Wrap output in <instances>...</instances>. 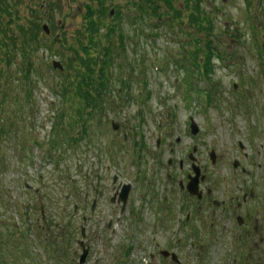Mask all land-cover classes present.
Instances as JSON below:
<instances>
[{
    "label": "rangeland",
    "instance_id": "rangeland-1",
    "mask_svg": "<svg viewBox=\"0 0 264 264\" xmlns=\"http://www.w3.org/2000/svg\"><path fill=\"white\" fill-rule=\"evenodd\" d=\"M86 1L36 0L42 12L50 10L39 13L42 29L53 28V39L66 32L71 42L84 25ZM130 2L107 3L97 37L115 28L114 50L121 49L119 33L125 35V49L109 69L105 110L87 123L86 135L76 124L79 107L57 93L65 73L58 45L40 54L29 99L15 67L0 63V127L5 128L0 137V256L5 264H79V242L90 245L85 264H167L161 250H173L184 264H219L217 257L224 262L249 252L227 237L208 243V232L201 233L205 246L201 243L192 254L188 245L173 249L176 232L162 227L160 206L167 174L175 181L183 178L179 161L194 146H202V160L214 177L231 173L235 160L241 167L248 161L264 164L256 158L264 154V0H204L213 25L203 33L186 20L144 19L131 26L124 16L116 17L119 6ZM208 44L209 60L200 52ZM203 65L209 67L207 76ZM191 118L199 126L198 137L191 134ZM112 121L120 124L119 131ZM170 159L175 166L170 167ZM114 174L136 187L134 214L122 220L111 202ZM130 248L127 257L122 250Z\"/></svg>",
    "mask_w": 264,
    "mask_h": 264
},
{
    "label": "trees",
    "instance_id": "trees-1",
    "mask_svg": "<svg viewBox=\"0 0 264 264\" xmlns=\"http://www.w3.org/2000/svg\"><path fill=\"white\" fill-rule=\"evenodd\" d=\"M35 1L29 3L28 0H0V63L15 67L16 74L22 77L25 85L23 95L29 99L35 90L34 75L41 63L40 54L44 49L52 52L58 45L62 50L65 73L64 85L56 87L57 93L67 102L70 101L79 107L75 111L78 115L76 124L81 123L82 132L86 135L87 123L105 110L106 98L111 90L112 75L109 69L116 56L124 53L125 35L118 34L121 49L117 51L114 50L113 38L117 29H110L105 37H97L101 31L100 25L104 23L107 15L108 0H88L84 25L71 37L72 41L67 38L66 32L53 39V28L50 29L51 36H47L42 29L43 20L39 13L44 9L37 8ZM130 1L126 7L119 6L116 17L121 19L124 16L131 26L143 22L144 19H166L171 24H182L186 20L190 27L200 33L212 31L213 23L210 13L204 9V0ZM128 7L133 8L132 13L124 15L123 9ZM49 11L42 13L48 15ZM104 39L110 42L107 47L102 45ZM206 50L205 53L203 46H200V52L205 53L208 59L211 44L206 46ZM2 90L0 89V92ZM1 100L0 98V108L3 105ZM2 135L5 136V128L0 127V137ZM83 138L81 135L80 139Z\"/></svg>",
    "mask_w": 264,
    "mask_h": 264
},
{
    "label": "flooded vegetation",
    "instance_id": "flooded-vegetation-1",
    "mask_svg": "<svg viewBox=\"0 0 264 264\" xmlns=\"http://www.w3.org/2000/svg\"><path fill=\"white\" fill-rule=\"evenodd\" d=\"M243 147L240 144V149ZM201 148L192 147L186 152L184 160L179 161V172L184 173L183 178L175 181L172 175L167 174L169 179L166 185H162V194H165L160 206L164 213L162 227L166 231L172 229L176 232L171 236L173 241H170V245L175 250L188 245L192 254L206 241L202 239L201 233L208 232L207 237L214 244H219L227 237L236 242L238 248L249 249L247 255H236L234 260L228 257L223 262L217 257L219 264H264V164L253 162L250 165L248 161L241 167V163L235 160L231 173L214 177L202 160L204 155ZM263 156L261 153L256 158L263 162ZM159 160L160 157H157V164ZM235 162H238L237 165ZM168 164L170 167L176 165L172 160ZM248 167H253V170ZM197 170L200 173L198 178ZM119 180L120 177L114 174L111 202L119 208L118 219L122 220L127 214H134L130 209L131 194L136 187L129 183L132 186L130 199L123 209L121 195L128 183L122 184ZM148 184L151 187L152 182ZM136 217H139V213ZM164 260L176 264L170 258Z\"/></svg>",
    "mask_w": 264,
    "mask_h": 264
},
{
    "label": "water",
    "instance_id": "water-1",
    "mask_svg": "<svg viewBox=\"0 0 264 264\" xmlns=\"http://www.w3.org/2000/svg\"><path fill=\"white\" fill-rule=\"evenodd\" d=\"M112 15H113V13H112ZM43 29L46 31V33L49 35L50 34V30H49V28H48V26L47 25H44L43 26ZM263 53H264V45H263ZM54 67H56V68H59L61 71L64 69L63 68V65L60 63V62H58V61H55L54 62ZM114 124V123H113ZM114 126V128L115 129H118V126L116 125V124H114L113 125ZM191 131H192V133H193V135H197L198 134V127L193 123L192 124V126H191ZM211 159H212V161H214L215 160V152H212L211 153ZM128 195H129V187L127 188V189H125V192H124V194H123V200H124V203L126 204V202H127V200H128ZM88 251L87 250H85V252H84V255L82 256V258H81V264H84L85 263V260H86V258H87V256H88ZM165 256H168L169 254L168 253H166V252H164L163 253ZM173 258L176 260V257H175V255H173Z\"/></svg>",
    "mask_w": 264,
    "mask_h": 264
}]
</instances>
